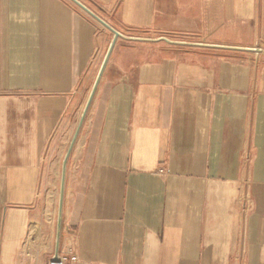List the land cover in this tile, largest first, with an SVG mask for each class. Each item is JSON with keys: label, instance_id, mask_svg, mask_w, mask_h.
Masks as SVG:
<instances>
[{"label": "crops", "instance_id": "obj_1", "mask_svg": "<svg viewBox=\"0 0 264 264\" xmlns=\"http://www.w3.org/2000/svg\"><path fill=\"white\" fill-rule=\"evenodd\" d=\"M79 1L126 37L261 51L119 39L68 161L60 252L264 264V0ZM112 40L70 0H0V264L54 257L63 161Z\"/></svg>", "mask_w": 264, "mask_h": 264}, {"label": "water", "instance_id": "obj_2", "mask_svg": "<svg viewBox=\"0 0 264 264\" xmlns=\"http://www.w3.org/2000/svg\"><path fill=\"white\" fill-rule=\"evenodd\" d=\"M75 5H77L79 8H81L85 13H87L90 17H92L95 21H97L99 24H101L104 28L109 30L113 34V40L111 42V45L109 47V50L107 52V55L105 57L104 63L101 67V70L98 74V77L96 79V82L94 84V87L90 93V96L88 98L87 104L85 106V109L83 111L80 123L78 125L77 131L72 139V142L70 144V147L67 151V154L65 156V159L63 161V169H62V179H61V189H60V201H59V211H58V219H57V234H56V245H55V253L53 257V261L57 262L59 261V254H60V246H61V236H62V226H63V210H64V197H65V185H66V174H67V165L69 158L71 156V153L73 151V148L75 146V143L77 141V138L79 136V133L84 125V122L87 118L88 112L90 110V107L93 103V100L95 98V95L97 93V90L99 88L100 82L103 78V75L105 73V70L107 68V65L109 63V60L111 58V55L113 53V50L116 46V43L119 39H126L129 41L134 42H166L173 45H179V46H190V47H206V48H216V49H223V50H236V51H246V52H260V49H241V48H232V47H221V46H213V45H206V44H197V43H187V42H176L171 41L170 39H167L165 37H161L157 40H149V39H142V38H134V37H126L122 35L119 31L111 27L106 21H104L102 18H100L98 15H96L92 10H90L87 6H85L83 3H81L79 0H70Z\"/></svg>", "mask_w": 264, "mask_h": 264}, {"label": "built area", "instance_id": "obj_3", "mask_svg": "<svg viewBox=\"0 0 264 264\" xmlns=\"http://www.w3.org/2000/svg\"><path fill=\"white\" fill-rule=\"evenodd\" d=\"M245 198V197H244ZM245 209L249 207L248 202L246 200L244 201ZM241 236L244 239L245 237V221L243 222ZM48 264H85L81 261L79 255L75 253H66V252H60L59 254V261L55 262L53 261V258L49 261Z\"/></svg>", "mask_w": 264, "mask_h": 264}, {"label": "rangeland", "instance_id": "obj_4", "mask_svg": "<svg viewBox=\"0 0 264 264\" xmlns=\"http://www.w3.org/2000/svg\"><path fill=\"white\" fill-rule=\"evenodd\" d=\"M34 226H37V224H33V227H34ZM33 227H32V229H33ZM31 232H32V231H31ZM38 233H39V231H38L37 233H35V232L33 231V232H32V239H33V237L36 236Z\"/></svg>", "mask_w": 264, "mask_h": 264}]
</instances>
